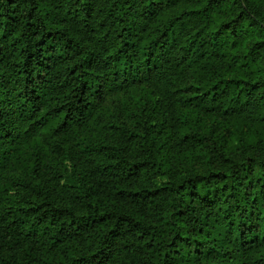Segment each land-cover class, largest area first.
I'll return each instance as SVG.
<instances>
[{"label":"trees","instance_id":"16d2710c","mask_svg":"<svg viewBox=\"0 0 264 264\" xmlns=\"http://www.w3.org/2000/svg\"><path fill=\"white\" fill-rule=\"evenodd\" d=\"M0 264H264V0H0Z\"/></svg>","mask_w":264,"mask_h":264}]
</instances>
